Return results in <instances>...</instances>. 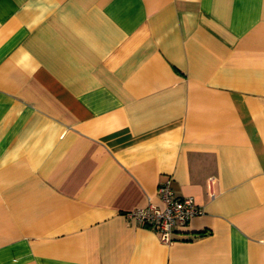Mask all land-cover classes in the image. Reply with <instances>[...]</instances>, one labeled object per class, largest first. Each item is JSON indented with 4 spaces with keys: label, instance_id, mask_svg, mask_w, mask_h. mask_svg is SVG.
<instances>
[{
    "label": "crops",
    "instance_id": "obj_1",
    "mask_svg": "<svg viewBox=\"0 0 264 264\" xmlns=\"http://www.w3.org/2000/svg\"><path fill=\"white\" fill-rule=\"evenodd\" d=\"M0 264H264V0H0Z\"/></svg>",
    "mask_w": 264,
    "mask_h": 264
},
{
    "label": "built area",
    "instance_id": "obj_2",
    "mask_svg": "<svg viewBox=\"0 0 264 264\" xmlns=\"http://www.w3.org/2000/svg\"><path fill=\"white\" fill-rule=\"evenodd\" d=\"M162 205L148 202L145 206L125 213L128 220L155 226L159 230V241L173 242L172 231L175 227L186 225L192 217L204 213L191 196L176 195L171 180L165 179L157 189Z\"/></svg>",
    "mask_w": 264,
    "mask_h": 264
}]
</instances>
